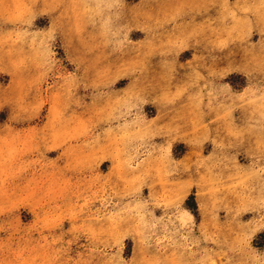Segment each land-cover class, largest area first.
Wrapping results in <instances>:
<instances>
[{"label": "rangeland", "instance_id": "374dc122", "mask_svg": "<svg viewBox=\"0 0 264 264\" xmlns=\"http://www.w3.org/2000/svg\"><path fill=\"white\" fill-rule=\"evenodd\" d=\"M0 264H264V0H0Z\"/></svg>", "mask_w": 264, "mask_h": 264}, {"label": "bare ground", "instance_id": "6f19581e", "mask_svg": "<svg viewBox=\"0 0 264 264\" xmlns=\"http://www.w3.org/2000/svg\"><path fill=\"white\" fill-rule=\"evenodd\" d=\"M234 69V68H233ZM232 70V69H231Z\"/></svg>", "mask_w": 264, "mask_h": 264}]
</instances>
